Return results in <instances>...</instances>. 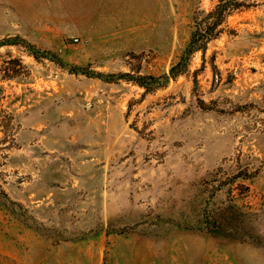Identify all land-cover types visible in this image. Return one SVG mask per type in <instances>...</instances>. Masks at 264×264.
<instances>
[{
  "label": "rangeland",
  "instance_id": "374dc122",
  "mask_svg": "<svg viewBox=\"0 0 264 264\" xmlns=\"http://www.w3.org/2000/svg\"><path fill=\"white\" fill-rule=\"evenodd\" d=\"M219 1L0 0V264H264V0Z\"/></svg>",
  "mask_w": 264,
  "mask_h": 264
},
{
  "label": "trees",
  "instance_id": "16d2710c",
  "mask_svg": "<svg viewBox=\"0 0 264 264\" xmlns=\"http://www.w3.org/2000/svg\"><path fill=\"white\" fill-rule=\"evenodd\" d=\"M236 0H220L218 5L216 6L214 12H212L209 16H213L214 17V21L209 24L210 22H207L205 24V28L203 30H206L207 27V31L203 34V36L206 35V33H210L211 30L217 28L218 26H220L223 21H224V18H226L227 14L229 13V11L231 10V4L230 2H234ZM199 31L194 33L192 39H191V42L188 46V49H187V53L186 54H193L199 50H202L203 47L202 46H199L198 45V40H199ZM183 70H178L177 66H174L172 69H171V75L172 77H177L180 73H182ZM140 85H143V84H140Z\"/></svg>",
  "mask_w": 264,
  "mask_h": 264
},
{
  "label": "built area",
  "instance_id": "2783aa9c",
  "mask_svg": "<svg viewBox=\"0 0 264 264\" xmlns=\"http://www.w3.org/2000/svg\"><path fill=\"white\" fill-rule=\"evenodd\" d=\"M76 42H78L79 40L78 39H75Z\"/></svg>",
  "mask_w": 264,
  "mask_h": 264
}]
</instances>
